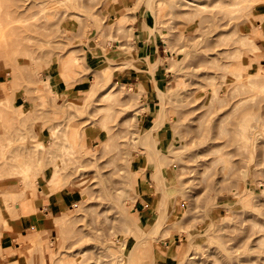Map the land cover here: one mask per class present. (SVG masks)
Instances as JSON below:
<instances>
[{"label":"rangeland","instance_id":"obj_1","mask_svg":"<svg viewBox=\"0 0 264 264\" xmlns=\"http://www.w3.org/2000/svg\"><path fill=\"white\" fill-rule=\"evenodd\" d=\"M195 1L205 7L0 0V21L24 38L0 59V264L22 251L19 264H264V137L252 145L254 126H264V0ZM258 26L251 53L241 37ZM137 31L164 50L159 62L133 60ZM155 64L169 76L163 105L142 100L144 90L126 99L128 85L114 75L152 74ZM240 68L250 75L234 77ZM47 77L53 95L40 81ZM110 84L113 97L103 95ZM154 121L160 153L149 155L138 138ZM26 165L33 185L24 197L17 171ZM163 192L161 230L143 238ZM62 196L59 213L35 207L28 224L17 209ZM33 240L39 254L36 243L25 248Z\"/></svg>","mask_w":264,"mask_h":264},{"label":"bare ground","instance_id":"obj_2","mask_svg":"<svg viewBox=\"0 0 264 264\" xmlns=\"http://www.w3.org/2000/svg\"><path fill=\"white\" fill-rule=\"evenodd\" d=\"M181 2L182 3H184L185 5H187V6H190V7H198V8H204L205 7V4L204 3H201V2H196L195 0H181ZM153 13V12H152ZM154 13H155V11H154ZM7 16H8V14H6ZM134 16H135V14H134ZM134 18H136V17H134ZM123 23V21H114L112 24H113V26H115L116 27V29H124V24H122ZM109 25V24H108ZM8 28V29H7ZM259 28H260V26H258L257 27V29L255 30V32H253V34H250V33H248V35H247V37H248V39L249 40H247L246 39V37L244 38V36H243V39H242V37H241V41H242V45L244 46H247L248 47V49H250V52L252 53H254L255 52V50H257V49H260V47L258 46V44H257V41H256V39L255 38H257L258 36H260L261 35V31L259 30ZM125 29H127V31H128V28H125ZM124 31H126V30H124ZM126 31V32H127ZM125 33V32H124ZM129 33V32H128ZM128 33H126L127 35H129ZM14 35H15V33H14V30H13V28H11V27H8V25H5V24H3L2 23V21H0V59H1V57L2 58H4V56H6V58L9 56V55H13V53H15L16 52V50L14 49H12L13 51H8L9 49L11 50V48L12 47H15L16 48V46L17 45H19L20 44V42L24 39V38H19L18 36L16 37V35H15V38L16 39H14L13 37H14ZM124 35V34H123ZM137 36H139L138 34H137ZM31 38H33V37H31V35H30V37H28V36H25V39L26 40H30ZM43 41V40H42ZM42 41H40V44H41V42ZM43 43V42H42ZM46 43H48V42H46ZM15 44V45H14ZM167 44V42H165V45ZM41 45H44V44H41ZM12 46V47H11ZM9 47H11V48H9ZM247 47H245L246 48V50H248L247 49ZM165 48H166V51H168V45L167 46H165ZM8 49V50H7ZM131 49H132V51H134L133 50V47H131ZM249 51V50H248ZM259 51V50H258ZM8 52H12L11 54H9ZM134 54H135V57L133 58V60L139 65V67L140 68H143V66L141 65V63L142 62H144L143 61V59H142V57L140 56V53H138L136 50H135V52H134ZM258 54V53H257ZM170 55V54H169ZM4 60V59H3ZM1 62L3 63L4 61H2L1 60ZM3 65H4V63H3ZM146 67V66H145ZM155 67V68H154ZM156 69H158V65L157 64H155L154 66H153V68H152V70L153 71H155ZM247 69V68H246ZM59 70H61V69H59ZM235 71V73H233V76L234 77H238V76H242V79H244L246 76H249L250 74L248 73V72H246V71H244L243 72V70L240 68V71H238V70H234ZM245 72L247 73V74H245ZM63 75V76H62ZM61 76L62 77H64V76H66L65 75V72L63 71L62 72V74H61ZM255 77V76H254ZM40 81H42L43 82V84L45 85V88L46 89H49V91L48 92H50V94H54L55 92H54V90L52 89V84H51V81H50V79L47 77V78H43V79H41L40 78ZM65 81V80H64ZM97 83H99V80H97L96 81V83L95 84H97ZM242 84V83H241ZM131 85V84H130ZM130 85H128V88H127V90H126V93L124 94L125 95V97H126V99H129V98H132V97H134L136 94H137V96H138V92L139 93H141V91L143 90V88H142V86H140V84H136L135 85V87L133 88V87H131ZM111 86H112V84H110V86H108V88H107V90L103 93V95L105 94V95H109V96H114V94L115 93H113V92H111ZM240 86H243V85H240ZM172 87L173 86H171L170 87V89H172ZM156 98H157V104H161L160 105V107L163 105V100H164V92L161 90V89H157L156 90ZM158 105V106H159ZM258 107V106H257ZM261 125V124H260ZM158 127V122L157 121H154L152 124H150V126L149 127H147L146 129H144V131L142 132V134H141V136L138 138V140H140V142H144L145 143V150H146V152L149 154V155H158L159 153H160V143L159 142H156L155 140H153L152 139V134H153V131L156 129ZM259 128L261 127V129L259 130V128L258 129H256V126H254V131H253V133H252V135H253V140H252V145H256L257 146V140L258 139H260L261 137L259 136V135H261L262 137H264L263 135H262V133H263V131H264V129H262L263 127L262 126H258ZM259 133V134H258ZM264 134V133H263ZM263 140H264V138H263ZM151 143L150 144V146H148L147 145V143ZM262 142V141H261ZM51 143H52V141H51ZM50 143V144H51ZM264 143V142H263ZM40 150H42L43 149V151H46V150H48V149H45L43 146H41V143H39V145L37 146ZM45 149V150H44ZM63 149H64V151H65V153L66 154H68L69 152H70V145H68L67 147L66 146H64L63 147ZM48 153V152H47ZM160 168V166L158 167V169ZM28 171H29V166L28 165H26V166H24L22 169H20V170H18L17 171V175H18V177L20 178L19 179V185H20V194L22 195V196H24V197H26V195H30V190L29 189H31V186L33 185L32 184V182L31 181H29L28 180V177H27V175H28ZM130 177H132V176H129V178ZM135 177H136V175H135ZM52 182V178H51V180H49V182L48 183H51ZM136 183V182H135ZM261 184V183H260ZM42 189V188H41ZM134 189H135V187H134ZM137 189V188H136ZM49 189L48 188H46V190L44 191V193L47 195V196H49L50 195V191H48ZM135 191V190H134ZM137 191V190H136ZM264 191V190H263ZM41 192V191H40ZM33 193V192H32ZM135 195L137 196V195H139V192L137 191V193H135ZM161 196L160 197H158V199H157V202H156V204H155V209L159 212V215H158V217H157V219L155 218V220L153 221V223H152V227H151V229L148 231V232H146V231H144V233H143V238H147V237H149L150 235H155V234H157L158 232H160V228H161V225L163 224V220H165V214H166V207L164 206V202H165V199H166V197H167V195H166V193L165 192H163V194H160ZM2 201H4V200H1V202ZM26 203V207H28V210L30 209H32L33 208V205L31 204V203H28V202H25ZM6 205H7V207H8V204L6 203ZM10 205V204H9ZM18 205V204H17ZM20 203H19V205H18V208L20 209ZM36 206V205H35ZM37 207V206H36ZM164 207V209H162ZM17 208V209H18ZM10 209H11V207H10ZM6 210V209H5ZM8 211V210H7ZM134 209H132V213H134ZM8 213H9V211H8ZM4 215V214H3ZM59 215H61V214H59ZM56 217H60V216H56ZM56 217H55V220L57 221V222H59V219L57 218L56 219ZM3 219V218H2ZM7 219V218H6ZM6 219H3L4 220V223H5V226H3V227H11V226H7L6 224L8 223L7 221H6ZM163 219V220H162ZM3 220H1L2 221V223H3ZM30 220V219H29ZM149 221H151V220H149ZM60 222H62V221H60ZM1 223V224H2ZM3 225V224H2ZM136 225L137 226H139V227H142L143 228V225L141 224V222H140V220H139V217L137 218V221H136ZM3 229H5V228H3ZM6 229H8V228H6ZM164 236H169L170 235V231L168 232V231H166L165 232V234H163ZM35 239V238H34ZM37 240H39V239H37ZM34 241V242H32L33 243V245L31 244L30 246H27V247H25V248H27V249H29L28 251L31 253V251H32V249L35 247V245H34V243H38L39 241ZM141 244H144V242H141ZM41 245V244H40ZM38 247H39V245L37 244V246H36V250H37V252L40 250V251H42L41 249H40V247H39V249H38ZM123 247H124V244H122L121 245V248H122V250H123ZM34 250V252L36 251L35 250V248L33 249ZM27 251V250H26ZM40 251L38 252V254L40 253ZM29 252H28V254H29ZM37 252L35 253V255L37 254ZM33 253V252H32ZM131 253H133V255L136 257L135 258V261L136 262H139V260L141 259V255H138L137 254V252H135V249L133 248V250H132V252ZM21 254H22V258H18V259H16V260H12L11 261V264H19L20 263V261H23V258H24V251H22L21 252ZM123 254V253H122ZM26 256V255H25ZM32 256H33V254H32ZM31 256V257H32ZM40 256V255H39ZM41 258H42V255L40 256ZM36 258V257H35ZM22 259V260H21ZM33 259V258H32ZM31 258H30V260H28V264H30V262H31V260H32ZM36 260V259H35ZM41 262H39V264H46L44 261H43V259H39ZM33 263H34V260L32 261ZM31 262V263H32ZM32 263V264H33ZM7 264V263H6ZM8 264H10V263H8ZM35 264H36V262H35Z\"/></svg>","mask_w":264,"mask_h":264},{"label":"crops","instance_id":"obj_3","mask_svg":"<svg viewBox=\"0 0 264 264\" xmlns=\"http://www.w3.org/2000/svg\"><path fill=\"white\" fill-rule=\"evenodd\" d=\"M137 20L138 17H136V21H134V23L138 22ZM143 22L144 21H142V23ZM137 32L139 36L135 37V39L133 40L134 49L138 53H143L147 57V61L149 63L153 64L159 62L164 57L165 53L162 54L164 50H162L159 44L149 43L150 41L147 38V36L143 33V31H137ZM129 57L131 58L132 56ZM127 59L125 60V62L127 61ZM167 77H169L168 73H165L161 68L156 69L155 72L152 74L146 70L135 71L133 69H126L122 73H116V75H114V79L116 78L119 82L127 83L125 85H129V83L132 84L133 86H135L136 84H140L144 90L141 94V99L144 101H148L151 99V97L156 96V90L162 89L164 87ZM59 89L63 90L64 87L60 85ZM75 89H76L75 91H79L81 93L84 91L83 87H80V85H78V87H75ZM75 95L76 96L78 95L77 92L75 93ZM39 201L42 200H38L37 203L36 201L28 202L33 205V208L31 210L30 209L28 210V207L25 208L20 207V209L18 208L20 214H22L26 218V224L30 223L29 217H31L35 213L34 212V209L36 207L35 205H37L38 211L40 213H46V215L47 214L49 215L54 213V211L56 212L57 210L58 211L61 210V208H63L66 205L67 197L66 196L64 197L62 196L60 198L52 197L47 199L45 203H39ZM58 211L57 213H59ZM147 218L148 216H144V219L143 217L142 218L140 217V220L143 219L142 221L146 222ZM18 228L21 232H23L25 227L21 223V225L18 226Z\"/></svg>","mask_w":264,"mask_h":264}]
</instances>
